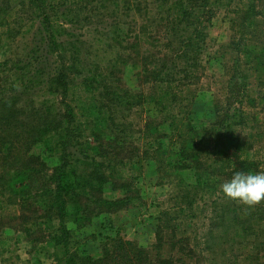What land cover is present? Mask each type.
Returning <instances> with one entry per match:
<instances>
[{"label":"rangeland","instance_id":"rangeland-1","mask_svg":"<svg viewBox=\"0 0 264 264\" xmlns=\"http://www.w3.org/2000/svg\"><path fill=\"white\" fill-rule=\"evenodd\" d=\"M251 3L255 15L242 25ZM183 6L193 3L0 0V92L18 93L30 114L55 109L65 91L56 81L64 55L66 99L84 132L69 151L81 182L67 201L70 250L100 257L115 240L148 248L161 225L187 247L173 254L176 264H264V222L254 218L239 231L231 221L246 219L252 207L226 198L220 185L194 188V170H179L194 168L186 161L188 133L219 150L227 116L228 141L264 170V0H208L195 12ZM110 90L129 103L111 101ZM35 152L48 171L60 163L58 152ZM216 160L206 156L203 168ZM99 177L98 185H84ZM49 205L43 198L38 216L26 221L5 211L0 264H54L63 256L60 221Z\"/></svg>","mask_w":264,"mask_h":264},{"label":"trees","instance_id":"trees-1","mask_svg":"<svg viewBox=\"0 0 264 264\" xmlns=\"http://www.w3.org/2000/svg\"><path fill=\"white\" fill-rule=\"evenodd\" d=\"M187 2L193 3V6L186 8L183 6L180 10L195 12L207 9L208 0H201L198 6L195 0H187ZM185 13L193 16L191 13ZM253 15H255V4L251 3L244 14L239 16V19H242L241 24L247 25ZM198 31L197 29L194 31L193 38L199 36ZM55 47L58 51L62 45ZM196 54L197 51L194 52V55ZM58 58L60 68L57 70L56 81L65 91L62 92V101L58 104L54 103L55 109L50 105L30 114L28 110L19 106V97H16L18 93L0 92V235L6 226V216L10 218L5 211L16 210L18 214L13 215L17 219L26 221L30 215H33L32 218L35 219L38 216L36 207L42 205L43 198H49V207L51 205L55 207L62 232L57 244L63 247V256L56 258L54 264H176L180 260H175L173 254L182 250L186 251L187 247H179L181 243L174 242L177 233L171 227L162 229L161 225L156 227V242L148 248L137 246L132 242L115 240L111 248L102 253L100 257L69 249L71 231L65 225L68 213L67 201L69 195L81 185L76 172L70 170L74 156L69 151L72 147L80 145L84 132H80L82 127L77 122L75 112L66 99L70 87L67 80L69 75L65 68L67 62L62 54ZM68 61L70 62V59ZM71 71L76 76L80 74L78 67L73 66ZM117 91L119 92V90L114 92ZM110 92L106 95L111 96L110 100H115L120 105L123 98L117 93ZM122 103L129 102L126 100ZM228 120L227 116L221 122V127H226V142L219 150L209 145L204 138H200L199 134L191 138L192 135L189 134L193 132L188 133L190 145L187 148L188 159L186 161L193 163L194 168L189 164L179 170H194V177H196L194 188L208 187L214 191L224 183L214 180L215 177L219 178L225 174L229 180L236 171L264 173L258 162L251 158H243V147L239 143L236 144L234 138L228 141L231 131ZM218 125L220 128V123ZM220 138L224 139V136ZM44 149L47 153L50 151L59 153L60 163L50 170L51 173L47 170V162L35 152V150L43 151ZM160 151L163 153L162 150ZM179 155L183 156V153L180 152ZM209 155L216 156L217 160L214 165L208 164L203 168V158ZM99 165L110 167V164L104 162ZM99 183L100 177L96 178L95 184H83L98 185ZM188 199L194 200L189 196ZM247 213L248 217L244 220L239 215L231 218L234 225H240L239 231H248L252 224L248 226L247 224L254 218L257 222H264V202L250 208ZM44 215L40 214L39 217ZM168 215V211L162 213V216L167 217ZM161 219L159 222L162 221Z\"/></svg>","mask_w":264,"mask_h":264},{"label":"clouds","instance_id":"clouds-1","mask_svg":"<svg viewBox=\"0 0 264 264\" xmlns=\"http://www.w3.org/2000/svg\"><path fill=\"white\" fill-rule=\"evenodd\" d=\"M220 190L226 198L254 207L264 202V173L236 171Z\"/></svg>","mask_w":264,"mask_h":264}]
</instances>
